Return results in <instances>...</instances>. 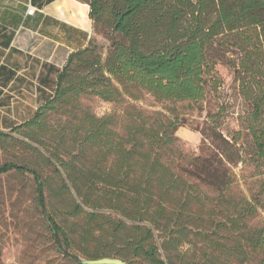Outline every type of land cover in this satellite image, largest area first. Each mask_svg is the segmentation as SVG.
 Here are the masks:
<instances>
[{"label":"trees","instance_id":"obj_1","mask_svg":"<svg viewBox=\"0 0 264 264\" xmlns=\"http://www.w3.org/2000/svg\"><path fill=\"white\" fill-rule=\"evenodd\" d=\"M75 1L88 7L93 36L68 56L52 98L34 118L0 133V144L10 133L36 144L31 149L53 175L41 179L35 169L5 163L0 176L33 177L35 207L71 261V247L88 259L111 257L97 249L106 240L122 245L116 256L150 264H264V221L255 222L264 209V0ZM94 36L108 43L105 56ZM217 63L232 71L245 104L243 133L224 135L218 108L202 125L199 154L177 172V116L126 100L144 93L158 104L203 102L218 87ZM81 96L125 109L121 117L97 118L80 107ZM51 114L59 124L48 130ZM57 206L80 219V234L47 214ZM219 228L226 243L211 245L208 232ZM84 243H95L93 254Z\"/></svg>","mask_w":264,"mask_h":264},{"label":"rangeland","instance_id":"obj_2","mask_svg":"<svg viewBox=\"0 0 264 264\" xmlns=\"http://www.w3.org/2000/svg\"><path fill=\"white\" fill-rule=\"evenodd\" d=\"M94 42L102 47V56H105L108 43L101 36H94ZM217 79L215 89L209 88V92L203 102L198 104L189 103H155L154 100L142 93L137 102L126 100L137 108L147 113L160 112L164 115L177 116L181 127L175 132L178 138V147L181 157L175 159L172 165L173 170L179 172L180 168L187 167L189 159L199 154L202 143L200 130L206 121L207 115L215 114L218 108H223L220 116V130L224 135L229 136L231 132L242 131L239 116L245 109V104L238 95L237 86L233 82L232 71L222 63L214 66V75ZM78 103L82 109H86L91 115L97 118L103 116L121 117L125 104H114L104 102L95 97L81 96ZM119 122H123L119 118ZM59 124V118L53 114L48 116L46 125L48 130L55 129ZM10 138L0 144V166L5 163H16L28 166L37 170L41 179L53 175L50 165L41 162L34 149H39L33 142L24 139L18 133H10ZM245 141V139H244ZM32 148V149H31ZM41 150V149H40ZM39 150V151H40ZM35 182L31 175L6 174L0 176V264H79L74 260L66 258L51 238L49 226L46 223V216L41 214L35 207ZM48 196V193H45ZM74 197V196H73ZM75 198V197H74ZM86 213H95L111 220L120 219L119 216L105 209H88L83 207ZM47 214L57 224L66 228L73 225L74 230L79 233L80 219H74L65 215V211L57 206L55 209L48 207ZM219 220V219H216ZM264 221V209L261 210L256 221ZM127 226L135 225L125 221ZM144 224H140L142 226ZM215 231V235L212 233ZM209 241L214 245L225 244L223 240L225 230L219 228L208 232ZM199 240V237L196 238ZM99 244V246H97ZM96 244L101 253H112L111 257H117L121 252L122 245L101 241ZM199 246V243H197ZM86 252L93 254L95 243H84L81 245ZM96 249V250H97ZM67 252L73 254L77 259H88L82 253L71 248ZM126 264H150L144 258L127 257L121 258Z\"/></svg>","mask_w":264,"mask_h":264},{"label":"crops","instance_id":"obj_3","mask_svg":"<svg viewBox=\"0 0 264 264\" xmlns=\"http://www.w3.org/2000/svg\"><path fill=\"white\" fill-rule=\"evenodd\" d=\"M92 36L88 7L75 0H0V133L34 118Z\"/></svg>","mask_w":264,"mask_h":264},{"label":"water","instance_id":"obj_4","mask_svg":"<svg viewBox=\"0 0 264 264\" xmlns=\"http://www.w3.org/2000/svg\"><path fill=\"white\" fill-rule=\"evenodd\" d=\"M79 264H126V262L117 257H101L96 259H77Z\"/></svg>","mask_w":264,"mask_h":264},{"label":"built area","instance_id":"obj_5","mask_svg":"<svg viewBox=\"0 0 264 264\" xmlns=\"http://www.w3.org/2000/svg\"><path fill=\"white\" fill-rule=\"evenodd\" d=\"M33 11L32 10H28V13L31 14Z\"/></svg>","mask_w":264,"mask_h":264},{"label":"bare ground","instance_id":"obj_6","mask_svg":"<svg viewBox=\"0 0 264 264\" xmlns=\"http://www.w3.org/2000/svg\"><path fill=\"white\" fill-rule=\"evenodd\" d=\"M79 10H77V12H78ZM81 13V12H80ZM81 16V15H80ZM83 17V16H82ZM76 21H78V20H76ZM80 21H82V20H80ZM86 24V23H85Z\"/></svg>","mask_w":264,"mask_h":264}]
</instances>
